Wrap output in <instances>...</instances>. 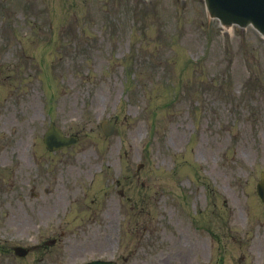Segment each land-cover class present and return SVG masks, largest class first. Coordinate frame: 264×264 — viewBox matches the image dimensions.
Here are the masks:
<instances>
[{
  "label": "rangeland",
  "instance_id": "1",
  "mask_svg": "<svg viewBox=\"0 0 264 264\" xmlns=\"http://www.w3.org/2000/svg\"><path fill=\"white\" fill-rule=\"evenodd\" d=\"M202 1L0 0V264H264V40Z\"/></svg>",
  "mask_w": 264,
  "mask_h": 264
},
{
  "label": "water",
  "instance_id": "2",
  "mask_svg": "<svg viewBox=\"0 0 264 264\" xmlns=\"http://www.w3.org/2000/svg\"><path fill=\"white\" fill-rule=\"evenodd\" d=\"M208 14L217 18L223 25H238L244 27L252 25L259 33L264 35V0H205ZM104 133H111L112 124L104 125ZM74 138L65 139L60 132L51 125L44 136V143L49 150L69 146ZM263 179L257 186V192L264 202Z\"/></svg>",
  "mask_w": 264,
  "mask_h": 264
}]
</instances>
